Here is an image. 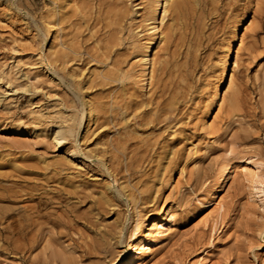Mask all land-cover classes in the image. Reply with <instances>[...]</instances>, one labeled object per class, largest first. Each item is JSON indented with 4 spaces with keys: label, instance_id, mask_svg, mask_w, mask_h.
Wrapping results in <instances>:
<instances>
[{
    "label": "rangeland",
    "instance_id": "374dc122",
    "mask_svg": "<svg viewBox=\"0 0 264 264\" xmlns=\"http://www.w3.org/2000/svg\"><path fill=\"white\" fill-rule=\"evenodd\" d=\"M64 1L0 0V264H114L136 219L148 224L163 210L180 228L147 264H197L207 253L204 264H264V206L242 175L222 192L223 223H202L229 153L264 160V0H192L179 18L172 13L147 90L134 51L150 35L146 0H107L100 10L91 0L64 9ZM54 35L63 39L55 52L70 57L55 80L39 64ZM241 39L235 84L222 111L210 113L228 90L224 69H234ZM84 100L97 110L85 143L76 136L58 147L54 128L73 114L78 134ZM72 149L84 161L71 163Z\"/></svg>",
    "mask_w": 264,
    "mask_h": 264
},
{
    "label": "bare ground",
    "instance_id": "6f19581e",
    "mask_svg": "<svg viewBox=\"0 0 264 264\" xmlns=\"http://www.w3.org/2000/svg\"><path fill=\"white\" fill-rule=\"evenodd\" d=\"M64 1V0H63ZM80 1V0H79ZM87 1V0H86ZM90 1V0H89ZM88 1V3H89ZM93 3L94 2H98V10L101 9V7H103V5L106 3L107 0H91ZM109 1V0H108ZM192 0H149L147 2V5H145V10L146 11L145 15L142 16L144 17V21L147 23V27H148V33L150 34L149 35V39L147 42H142L138 44V46L136 45L137 49L134 51H137L138 50V54H137V58L139 59L138 60V63H139V67H140V70H139V78H141V82H142V87L141 89H149L150 87H152V84H153V81H154V75H155V71H156V65H157V58H158V54H159V51H160V47L163 43L166 42V31H165V24H166V19L173 13V14H176V16L179 18L183 11H184V8L187 6V5H190ZM199 1L204 2V0H197L195 2V4H197L196 6L198 7V5H200L201 7V4L199 3ZM91 2V3H92ZM110 2V1H109ZM115 2V1H114ZM223 2V1H222ZM221 2V4H222ZM63 3V2H62ZM77 2H75V0H65L64 1V4H63V7L64 9L72 6V4H75ZM85 3V2H84ZM83 3V4H84ZM206 3V2H205ZM204 3V4H205ZM209 3V2H208ZM207 3V4H208ZM218 3V2H217ZM116 2L113 4L115 5ZM126 4V2H125ZM211 4V3H210ZM78 6H80L78 3H77ZM77 5L75 4L76 6V9H77ZM87 5V3H86ZM89 5V4H88ZM87 5V6H88ZM111 5V3H110ZM109 5V6H110ZM139 5V4H138ZM75 6H72V7H75ZM84 6V5H83ZM112 6V5H111ZM118 6V4H117ZM143 6V5H142ZM81 7V6H80ZM124 7V6H123ZM207 7V6H206ZM93 8H94V5H93ZM104 8V7H103ZM69 9V8H68ZM72 9V8H71ZM122 9V8H121ZM142 9V8H140ZM63 10V9H62ZM73 10H75L73 8ZM72 10V11H73ZM79 10V9H78ZM187 10V8H186ZM196 10V9H195ZM68 11V10H66ZM118 11V10H117ZM116 11V12H117ZM203 11V10H202ZM60 12V11H59ZM65 12V11H64ZM69 13L71 12L68 11ZM67 12V13H68ZM79 12V11H77ZM81 12V11H80ZM100 12V11H99ZM122 12V11H121ZM127 12V11H126ZM188 12V11H187ZM204 12V11H203ZM63 13V12H62ZM115 13V12H114ZM119 13V11L117 12ZM125 13V12H124ZM123 13V14H124ZM186 13V12H185ZM212 13V12H211ZM64 14V13H63ZM206 14V13H205ZM59 15V20L61 19V16H60V13L58 14ZM57 15V16H58ZM68 15V14H67ZM66 15V16H67ZM115 15V14H114ZM128 15V14H127ZM65 16V15H64ZM117 16V15H116ZM140 16V15H139ZM207 16V15H206ZM211 16V15H210ZM63 17V16H62ZM119 17V16H118ZM122 17V15H121ZM126 17V15H125ZM185 17V16H184ZM212 17V16H211ZM120 18V17H119ZM118 18V19H119ZM127 18V17H126ZM169 19V18H168ZM208 19V18H207ZM239 20H237V26L236 28H241V22L240 21V18H238ZM65 20V18H64ZM124 20V19H123ZM127 20V19H126ZM143 20V19H142ZM205 20V19H204ZM209 20V19H208ZM236 20V19H235ZM58 21V20H57ZM174 21V20H173ZM181 21V20H180ZM183 21V20H182ZM245 21V20H244ZM120 23V22H119ZM122 23V22H121ZM142 23V22H141ZM146 23H144L146 25ZM174 23V22H173ZM185 23V21H184ZM204 23V22H203ZM118 24V23H117ZM199 24V23H198ZM247 24V23H246ZM121 25V24H120ZM119 25V26H120ZM143 25V24H142ZM180 25V24H179ZM185 25H187L185 23ZM205 25V24H204ZM207 25V24H206ZM235 25V24H234ZM58 26V25H57ZM122 27V26H121ZM144 27V26H143ZM146 27V28H147ZM204 27V26H202ZM201 27V28H202ZM235 27V26H234ZM244 28V26H242ZM140 28V26H139ZM177 28V27H176ZM235 28V29H236ZM168 29V28H166ZM172 29H174L172 27ZM62 30V29H61ZM144 30V29H143ZM147 30V29H146ZM145 30V32H146ZM134 31V30H133ZM174 31V30H173ZM202 31V30H201ZM203 32V31H202ZM236 32V31H235ZM238 32V31H237ZM59 33V32H58ZM147 33V34H148ZM174 33V32H173ZM177 34V33H176ZM55 36V35H54ZM147 36V35H146ZM173 36V35H172ZM243 36V35H242ZM61 37V36H60ZM136 37V36H135ZM174 37V36H173ZM172 37V38H173ZM65 38V37H64ZM242 38V37H241ZM141 39V38H140ZM146 39V38H145ZM57 40H63V39H59V35L55 36L54 39H53V43L49 45V47H46L43 49V52L42 54L40 55V60H39V64L42 66V70H45V74H49V76L55 80V73H57V63L62 61V60H65V58H68L67 54L66 53H63V54H59V52H55L54 50V41L56 42ZM119 40V39H118ZM133 40V39H131ZM147 40V39H146ZM67 41V40H66ZM58 42V41H57ZM113 42V41H112ZM110 43H111V40H110ZM115 43V42H114ZM134 43V41H133ZM59 45L66 47L64 42L63 41H60L59 42ZM68 45V44H67ZM115 46V45H114ZM56 47H60L57 46ZM70 48V46H68ZM231 47V46H230ZM244 47V42H243V39H241L238 43V46H237V49L234 51V50H230V53L232 55V52L234 51L235 54H236V57H235V54H234V69H232L230 72V66H226L225 69H224V79L226 78V75L227 74H230L231 75V78H230V83H229V87H228V90L224 92V95L221 97V98H216L214 100L213 103H211L212 101H210V104H213L212 108L210 109V113L214 112L215 111H222L223 107H224V104L226 103V100H227V95H228V91L229 89L233 86V84H235L234 82V75L233 73L231 74V72L235 70V68L238 67V63H239V57H240V51L243 49ZM61 48V47H60ZM58 49V48H57ZM56 49V50H57ZM65 49V48H64ZM68 49V48H67ZM73 49V48H72ZM71 49V50H72ZM108 49V48H106ZM69 50V49H68ZM74 50V49H73ZM63 51V50H62ZM68 52V51H67ZM70 52V51H69ZM68 52V54H69ZM76 52V51H74ZM73 52V53H74ZM228 52V51H227ZM71 54V53H70ZM70 59V57L68 58ZM135 60V59H134ZM66 62V60H65ZM63 62L64 64H67ZM226 62V61H225ZM227 63V62H226ZM62 65V64H61ZM134 65V64H133ZM39 66V65H38ZM138 67V66H137ZM138 67V68H139ZM135 68V66H134ZM133 68V70H134ZM233 68V67H232ZM61 69V68H60ZM136 69V68H135ZM134 72V71H133ZM136 74L138 73L137 71H135ZM222 72V71H221ZM122 73V71H121ZM37 74V73H36ZM42 74V73H41ZM223 75V73H222ZM5 76V75H4ZM29 76V75H28ZM104 76V75H103ZM128 76V74H127ZM31 77V76H30ZM42 76L40 75H35V80H39ZM134 77V76H133ZM26 78V77H25ZM33 78V77H32ZM107 78V77H106ZM29 79V77H28ZM30 81L32 79H29ZM138 80H136L137 82ZM155 83V82H154ZM156 84H159L158 82ZM221 84V83H220ZM224 84V83H223ZM139 87V86H138ZM163 87V86H162ZM140 89V88H139ZM153 89V88H152ZM151 89V90H152ZM159 89V88H158ZM145 90V91H146ZM165 91V90H164ZM217 91V90H216ZM144 92V91H143ZM147 92V91H146ZM145 92V93H146ZM149 92V91H148ZM158 92V91H157ZM156 92V93H157ZM219 92V90H218ZM126 94V92H125ZM138 94V93H137ZM216 94V93H215ZM218 94V93H217ZM151 95V94H150ZM155 95V94H154ZM141 96V95H140ZM156 96V95H155ZM158 96V95H157ZM162 96V94H161ZM126 97V96H125ZM136 97V95H135ZM145 97V95H144ZM153 97V96H152ZM163 97V96H162ZM138 98V97H137ZM141 98V97H140ZM146 98V97H145ZM214 98V97H212ZM157 99V98H156ZM140 100H143V99H140ZM153 100V99H152ZM127 101V100H126ZM125 101V102H126ZM134 101V100H133ZM150 100H148L149 102ZM132 102V101H131ZM141 102V101H140ZM153 102V101H152ZM163 102V101H161ZM130 103V102H129ZM134 103V102H133ZM138 103V102H137ZM156 103V101L154 102ZM176 103V102H175ZM233 106L235 107L236 105H234V103H238V101H233ZM84 104H85V108H84V114H82V119H79V123H78V134H76V130L77 128H75V120L74 118L72 117L73 114L70 116V117H63V121L62 123H60L59 125H57L55 128H54V131H53V140L54 142L56 143V145L58 147H62L64 144H66V142L71 138L77 136L76 140H77V146L78 144L80 145V143L84 144L85 143V136L88 132V130H90V127L89 129H87V124H89V120H91V114L93 113L92 111L94 110L93 109V106L91 107V104L89 101H85L84 100ZM94 104V103H93ZM149 103H147L148 105ZM153 104V103H152ZM162 104V103H160ZM170 104V103H169ZM61 105V104H60ZM130 105V104H129ZM133 105V104H132ZM137 105V104H136ZM135 105V107H137ZM140 105V104H138ZM146 105V104H145ZM151 105V104H150ZM173 105V104H172ZM64 105H62L63 107ZM95 106V105H94ZM152 106V105H151ZM154 106V104H153ZM162 106V105H161ZM61 107V108H62ZM96 107V106H95ZM126 107V106H125ZM139 107V106H138ZM146 107V106H144ZM150 107V106H149ZM147 107V108H149ZM65 108V107H63ZM146 108V109H147ZM158 108H161L158 106ZM93 109V110H92ZM126 109V108H125ZM134 109V108H133ZM171 109L174 111L175 108L171 107ZM169 108V110H171ZM208 109V108H207ZM136 110V109H135ZM151 110V109H150ZM158 110V109H157ZM59 111V110H58ZM94 111H97L96 108ZM123 111V110H122ZM131 111V110H130ZM134 111V110H133ZM138 111V110H137ZM148 111V110H147ZM162 111H165V110H162ZM161 111V112H162ZM168 111V110H166ZM140 112V111H138ZM141 112H144V111H141ZM140 112V113H141ZM146 112V111H145ZM160 112V113H161ZM171 112V111H170ZM126 113H127V110H126ZM125 113V114H126ZM153 113V112H152ZM163 113V112H162ZM168 113V112H167ZM166 113V114H167ZM129 114V113H128ZM131 114V113H130ZM129 114V115H130ZM133 114V112H132ZM149 114V113H148ZM157 114V113H156ZM171 114V113H169ZM220 114V113H219ZM67 115V114H66ZM70 115V114H69ZM76 115V114H74ZM124 115V114H123ZM127 115V114H126ZM138 115V114H137ZM144 115V113H143ZM154 115V114H153ZM151 114V116H153ZM160 115V114H159ZM158 115V117H159ZM174 115V114H173ZM211 115V114H210ZM218 115V114H217ZM216 115V118H218V116ZM40 116V115H39ZM96 116V115H94ZM125 116V115H124ZM132 116V115H131ZM134 116V115H133ZM140 116V114L138 115ZM155 116V115H154ZM76 117V116H75ZM91 117V118H90ZM129 117V116H128ZM135 117V116H134ZM161 117V116H160ZM165 117V116H163ZM42 118V117H41ZM58 118V117H57ZM90 118V119H89ZM121 118H122V114H121ZM132 118V117H131ZM138 118V117H137ZM76 119V118H75ZM94 119V118H93ZM96 119V118H95ZM123 119V118H122ZM128 119V118H127ZM130 119V118H129ZM128 119V120H129ZM170 119V118H168ZM207 119V118H206ZM77 120V119H76ZM97 120V119H96ZM124 120V119H123ZM126 120V119H125ZM149 120V119H148ZM167 120V119H166ZM174 120V119H173ZM143 121V119H142ZM155 121V119H154ZM215 121V119H214ZM84 122V123H83ZM93 122H95L93 120ZM126 122V121H125ZM130 122V121H129ZM209 122V121H208ZM58 123V121H57ZM127 123V122H126ZM150 123V122H149ZM147 123V124H149ZM211 123V122H210ZM214 123V122H213ZM84 124V125H83ZM91 124V122H90ZM151 124V123H150ZM203 124V123H202ZM51 125V124H50ZM212 126V124H208V123H205L204 124V127L205 129H209L210 127ZM22 128V127H21ZM40 128V127H39ZM47 128V127H46ZM83 129V136L80 135V131ZM137 130V129H135ZM20 131V129H19ZM19 131H17L19 133ZM40 131V130H38ZM42 131V130H41ZM46 131V130H45ZM49 131V129H48ZM134 131V130H133ZM138 131V130H137ZM133 133V132H132ZM87 137V136H86ZM52 140V141H53ZM68 141V142H69ZM79 142V143H78ZM67 145V144H66ZM70 149V148H69ZM73 150V149H72ZM171 150V148H170ZM69 152V151H67ZM70 157H71V160L70 162L75 164L76 162H78L79 160H83L84 161V158L86 157H83L81 153L77 152V150H73L71 151L70 150ZM172 154V152H170ZM174 153V152H173ZM68 157V156H67ZM169 157V156H168ZM87 158L90 159V156H87ZM103 161V160H102ZM101 162V161H99ZM80 164V163H79ZM100 164V163H99ZM104 168H106V164L105 162H102L101 164ZM78 167V165L76 166ZM81 167V166H80ZM108 168V167H107ZM184 168V167H183ZM182 168V169H183ZM107 170V169H106ZM108 173L109 176H111L112 174V171H110V168H108ZM179 172V171H178ZM182 172V171H180ZM183 174V173H182ZM237 174V175H242L244 177V180L248 183L249 185V188H250V194L251 196L253 197L252 199H257V201H259L260 203H262V206H264V189L262 188V184L264 183V160L259 156L257 155L256 153H240V154H237V153H234V152H230L226 161L223 163V165L221 166V169H220V175L219 177L217 176V182L216 184H213L215 185L216 187L214 188V192L213 194L211 195V198L207 201H204L202 203V206L204 208H206L207 210H210L214 208V211L212 212H209L207 214V217L203 220V224L205 227H214L215 229H217V225L218 223H223V220H224V216H225V210H226V204L224 202V198L222 197V192L224 191V189L228 186V184L231 182L233 176ZM216 181V180H215ZM116 182V181H115ZM107 184V183H106ZM106 186V185H105ZM105 189V188H104ZM112 189V186L111 184H108L107 185V190H111ZM126 188L124 186H121V189L120 190H125ZM212 190V189H211ZM105 192V191H104ZM108 192V191H107ZM115 192V191H114ZM117 192V191H116ZM106 193V192H105ZM112 193V192H110ZM125 193V191H124ZM109 194V193H108ZM126 197L128 198V202L130 203H133V205H136L135 203V200L133 199V197L130 195V194H127V192L125 193ZM209 195V194H208ZM110 196V195H109ZM207 198V197H205ZM112 199V198H111ZM110 199V201H111ZM127 202V201H126ZM256 202V201H255ZM257 203V202H256ZM113 204V203H112ZM129 206V205H128ZM260 207V206H259ZM201 208V207H200ZM200 210V209H199ZM228 210V209H227ZM202 211V210H201ZM198 215V214H197ZM131 219V218H130ZM143 221V220H142ZM138 219H136V222H135V225L133 227V232L132 234L130 235L129 237V240H130V243L128 245V248H126L123 252V254L121 255V257L114 263V264H147L148 262H150L154 256L156 255V253L158 252V250H160L162 247H164L165 245H167L171 238L178 232L179 228H180V223L179 221L176 219V217L174 216L173 213H171L169 210H163L161 211L157 217L153 218L150 222H148V224H146L145 222H142ZM120 229V228H119ZM122 232H123V229H121V234L122 235ZM121 237V236H120ZM120 239V238H119ZM205 252V251H204ZM207 253V252H206ZM203 254V253H202ZM209 253L207 254H204V256H202L200 258V260L198 261L197 264H204L206 262L209 261V257L210 255H208ZM213 254V253H212Z\"/></svg>",
    "mask_w": 264,
    "mask_h": 264
}]
</instances>
